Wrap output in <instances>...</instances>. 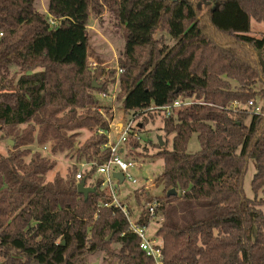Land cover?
<instances>
[{
  "label": "trees",
  "instance_id": "16d2710c",
  "mask_svg": "<svg viewBox=\"0 0 264 264\" xmlns=\"http://www.w3.org/2000/svg\"><path fill=\"white\" fill-rule=\"evenodd\" d=\"M37 6L36 0H0V135L13 141L0 154V264H90L89 255L98 252L104 264H153L99 181L89 183L94 190L87 196L79 193L76 165L47 180L56 161L30 147L66 152L79 162L105 161L109 107L98 94L110 93L115 82L125 114L186 97L205 103L162 117V131L173 136L170 149L165 141L151 143L162 159L161 194L140 189L143 199L135 195L140 205L158 202L163 264H264V197L258 196L264 195V115L227 108L253 100L264 111V33L250 35L251 0H46L45 11ZM104 10L121 29L119 72L88 63L89 18ZM219 34L237 40L222 44ZM216 46L224 61L213 59ZM153 116L142 115V127ZM81 129L91 134L78 145ZM194 133L199 149L189 153ZM251 159L250 197L243 178Z\"/></svg>",
  "mask_w": 264,
  "mask_h": 264
},
{
  "label": "rangeland",
  "instance_id": "374dc122",
  "mask_svg": "<svg viewBox=\"0 0 264 264\" xmlns=\"http://www.w3.org/2000/svg\"><path fill=\"white\" fill-rule=\"evenodd\" d=\"M37 8L41 10H46V0H36ZM252 6V19H251V32L250 35L255 37L261 36L264 33V0H251ZM88 27L90 30L91 41L89 46V57L88 63H101L104 69L115 68L118 72L117 58L119 48L122 45L123 39L121 35V29L114 24V20L108 11L104 10L100 17L90 16ZM219 43H230L236 41L234 36L231 34H219L217 36ZM216 45V44H215ZM212 57L214 60L224 61V56H222L219 47H213ZM219 53V55H217ZM264 61V60H263ZM111 94H114V99L109 98L99 99L100 104L109 107V113L106 117L110 122L122 121L126 118V114L121 110L119 102L115 99V94L117 91V83L115 82L110 86ZM153 117L147 118L145 125L140 128L138 139L130 137L128 143L125 144V150L127 151V156L134 158V167L130 169V173L136 178V183L124 181L120 184L119 190V200L125 203V205L132 207L134 211H139V203L136 201L135 195L140 194L143 199L142 190L147 191L150 195H159L162 191V185L157 179L162 171V159L155 155L157 148L151 143L158 142V138L166 142V147L171 148V141L173 134L165 135L162 131V118L158 114H153ZM91 134V131L86 129L79 130V134L76 137V143L78 145L82 144L84 140ZM114 137L111 135V138ZM8 138L2 137L0 135V154L6 155L11 148ZM12 141V140H11ZM13 143V141H12ZM32 150H41V152L47 155L49 158L56 161V166L54 169L50 170L46 174V179L51 180L53 176L58 172L64 176L72 165H76L77 169L81 168L77 166L79 161L71 158L70 155H66V152L52 154L48 151V147L43 149L39 147L36 143L30 146ZM199 149V143L196 138V133L192 134L188 145L187 152L192 153ZM255 172V163L251 159L249 160L246 173L243 178V188L247 196H252L250 189V181ZM98 178V175L95 176ZM146 183H152L146 189ZM142 189V190H140ZM137 191V192H136ZM259 197H264L262 193L258 194ZM264 210V206L262 207ZM150 232L154 231L157 226L152 225ZM101 253H94L89 255L88 262L90 264H104L102 261Z\"/></svg>",
  "mask_w": 264,
  "mask_h": 264
},
{
  "label": "built area",
  "instance_id": "2783aa9c",
  "mask_svg": "<svg viewBox=\"0 0 264 264\" xmlns=\"http://www.w3.org/2000/svg\"><path fill=\"white\" fill-rule=\"evenodd\" d=\"M50 22L53 21L50 19ZM96 63H89L91 67L95 66ZM121 71L118 69V72ZM99 99L109 98L114 99V94L110 93H99ZM199 103L205 104L202 101H197L191 97H186L182 100H174L170 104L161 106H149L140 111H130L126 114V118L121 122H109V128L105 132L107 136V141L103 144V148H107L109 155L108 158L102 163H98L95 160L82 161L79 162L77 166L81 168L77 169L75 173V180L79 182L80 179H86V186L89 183L99 181V189L102 190L109 198L110 203L115 207H118L123 212L124 216L128 222V231L135 234L139 238V248L145 253L146 256L152 259L153 264H163V256L161 252L162 242L160 238L155 235V230L150 232L152 225L157 226L162 220L160 214L155 212V207L158 205L156 200L144 201L143 205L139 204V211H134L132 207L125 205L119 200L120 194V184L118 179L114 176L115 172H121L123 176V181L136 183V178L130 173V169L134 167L135 160L127 156V151L125 150V144L128 143L130 137L138 139L140 128H142V115H147V113L158 114L162 118H166L174 114L178 109L187 107L191 104ZM227 108L233 111L237 109H248L253 114H263L264 111L261 109L260 101L250 100L246 104L233 101L230 102ZM99 132H103L99 130ZM111 135L114 137L111 138ZM45 149V147H43ZM91 168L94 169L92 173L87 176L86 172ZM98 175V178L95 176ZM152 183H146V189H150L149 186ZM148 193V192H147ZM108 205V204H104ZM146 209L147 219L146 222L141 220L142 209Z\"/></svg>",
  "mask_w": 264,
  "mask_h": 264
},
{
  "label": "water",
  "instance_id": "95a60500",
  "mask_svg": "<svg viewBox=\"0 0 264 264\" xmlns=\"http://www.w3.org/2000/svg\"><path fill=\"white\" fill-rule=\"evenodd\" d=\"M259 62L261 64L262 69H264V61L260 55H259ZM92 83H93L92 85H96L94 81ZM9 143L12 145L11 140H9ZM158 143L160 146L163 144V141L161 138H158ZM114 176L118 179L119 183H122L123 176H122L121 172H115ZM77 190L79 193L83 194L84 196H87V194L89 192H92L94 190V188L90 187V186H86L85 185V179H81L79 182H77ZM173 193H174V190H172V189L168 191V194H173Z\"/></svg>",
  "mask_w": 264,
  "mask_h": 264
}]
</instances>
